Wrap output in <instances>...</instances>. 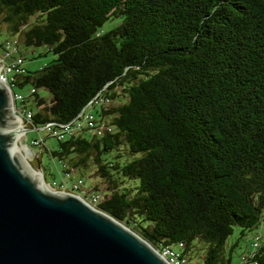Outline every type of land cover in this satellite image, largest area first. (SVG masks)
Masks as SVG:
<instances>
[{"label": "trees", "instance_id": "16d2710c", "mask_svg": "<svg viewBox=\"0 0 264 264\" xmlns=\"http://www.w3.org/2000/svg\"><path fill=\"white\" fill-rule=\"evenodd\" d=\"M0 17L52 54L12 75L27 128L84 108L104 125L47 134L41 166L43 152L74 175L92 162L98 209L188 263L199 248L197 263L231 264L234 227L264 222V0H0ZM250 244L240 264H264V237Z\"/></svg>", "mask_w": 264, "mask_h": 264}, {"label": "water", "instance_id": "95a60500", "mask_svg": "<svg viewBox=\"0 0 264 264\" xmlns=\"http://www.w3.org/2000/svg\"><path fill=\"white\" fill-rule=\"evenodd\" d=\"M14 107L13 89L0 82V264H169L82 197L45 187L15 145L22 122Z\"/></svg>", "mask_w": 264, "mask_h": 264}, {"label": "built area", "instance_id": "2783aa9c", "mask_svg": "<svg viewBox=\"0 0 264 264\" xmlns=\"http://www.w3.org/2000/svg\"><path fill=\"white\" fill-rule=\"evenodd\" d=\"M17 52V56H13V53ZM11 57V61H6V57ZM24 57L21 55L18 47L17 38L12 39H3L0 40V82L4 84L6 87L13 89V99L15 101L14 112L17 117L20 118L22 122V129L24 130V134L26 135L27 131L30 128H27L26 124L29 122L32 112L31 110H21L17 105V101L22 99V95L16 93L14 91V80L13 74L23 72L25 66L23 65ZM34 89H32L33 91ZM108 100L103 97H99L98 95L94 96L90 104L101 105L107 104ZM104 125L97 126L96 118L91 109L84 108L81 112L71 121L65 123H55L48 122L41 129L47 131V134H50L58 139L65 138L68 134L72 133L75 130H79L81 128H91L100 129ZM106 127V126H105ZM42 138L34 139L32 145L39 146ZM59 179H53L47 185L51 190L59 191L63 193H72L78 195L85 199L89 204L95 206L101 199V196L96 191H91L84 186V181L80 177H76L71 172H63L62 170H58ZM257 240V239H256ZM254 245H257V242H254ZM160 255L169 263V264H189L185 257H181L177 252L170 248H164L162 250H158ZM248 264V263H247Z\"/></svg>", "mask_w": 264, "mask_h": 264}, {"label": "rangeland", "instance_id": "374dc122", "mask_svg": "<svg viewBox=\"0 0 264 264\" xmlns=\"http://www.w3.org/2000/svg\"><path fill=\"white\" fill-rule=\"evenodd\" d=\"M109 25V23H107ZM105 25L108 26V25ZM6 26L8 27L7 23L2 22L1 17H0V40L5 39V38H16L14 35L12 37L11 33L6 31ZM19 50L22 53V55L25 57V60L23 62L24 66H27L30 71H36L40 69L42 66H44L46 63H48L51 58L52 54L47 52L44 53L45 47L44 46H39V47H34V46H26L23 44L21 40H19L18 44ZM17 56L18 53L14 52L13 56ZM11 57H6V61H11ZM14 91L18 94H26L28 93V89H19L18 87H14ZM40 95L46 96V91L40 89L39 90ZM23 126V125H22ZM27 134L25 135L24 132L20 133V137L17 140L18 146L21 145L24 153L26 156L23 154V151L20 148L21 153L25 156L27 162L30 164L34 162L36 164V159L41 156L40 152L42 151V147L39 146H33L32 143L34 139H40V138H45V144L50 147L54 148L56 147L57 144V139L54 137H50L47 135V131L44 129H30L26 132ZM28 150V152H27ZM41 162L43 167L41 166V170L37 169V167L32 166L39 172H42L43 178L45 180V177L47 178V181L45 180L46 184L51 182L53 179L58 180L59 179V173L57 170V165L58 162L49 158L45 152L42 153L41 157ZM45 173V177H44ZM75 176L80 177L83 179L85 183V187L88 188L93 184H99L100 182V187L102 190L104 189V184L102 183V180H99L100 178L94 174V165L91 162L84 171H75ZM96 207V206H95ZM97 208V207H96ZM260 234L262 237H264V222H262L259 226L252 228L250 230H247L245 232V235L242 237H239L240 235V228L235 226L233 233L228 237L226 241V247L225 251L229 252V247L237 242L236 246H234V249L232 251V260L231 264H240V254L244 251H247L251 248V241L252 239ZM174 250H178L177 245L172 246ZM197 252L194 255L195 257L190 258L189 264H200L197 263V260L199 258V248L196 249ZM192 256V255H191Z\"/></svg>", "mask_w": 264, "mask_h": 264}, {"label": "bare ground", "instance_id": "6f19581e", "mask_svg": "<svg viewBox=\"0 0 264 264\" xmlns=\"http://www.w3.org/2000/svg\"><path fill=\"white\" fill-rule=\"evenodd\" d=\"M23 131H24V130L22 129V132H23ZM22 132H21V133H22ZM19 137H20V134H19V135L16 137V139H15V145H16V147L18 148V150H19V152H20V154H21L23 160L25 161L26 165H27L28 168L31 170L29 162H27L25 156L21 153L20 148H19V146H18V144H17V140H18ZM31 171L34 172L33 170H31ZM34 173H35V172H34ZM37 174H38V173H37ZM44 185H45L46 188H48V186H47L46 184H44Z\"/></svg>", "mask_w": 264, "mask_h": 264}, {"label": "crops", "instance_id": "0c3cea01", "mask_svg": "<svg viewBox=\"0 0 264 264\" xmlns=\"http://www.w3.org/2000/svg\"><path fill=\"white\" fill-rule=\"evenodd\" d=\"M1 40H3V39H1ZM21 53V52H20ZM22 54V53H21ZM25 68H27L28 69V67L27 66H25ZM29 70V69H28Z\"/></svg>", "mask_w": 264, "mask_h": 264}]
</instances>
